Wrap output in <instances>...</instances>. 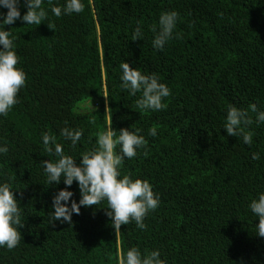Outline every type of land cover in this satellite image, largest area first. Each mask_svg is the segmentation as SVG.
I'll use <instances>...</instances> for the list:
<instances>
[{
	"label": "trees",
	"instance_id": "1",
	"mask_svg": "<svg viewBox=\"0 0 264 264\" xmlns=\"http://www.w3.org/2000/svg\"><path fill=\"white\" fill-rule=\"evenodd\" d=\"M82 2L81 13L57 17L51 7L65 0H42L47 16L40 25L17 20L3 26L15 37L26 83L18 103L0 116V145L9 149L0 154V183L16 191L24 223L20 243L0 248V264H118V251L131 247L142 254L159 250L166 264H264V237L256 235L258 217L249 208L264 192V123L249 111L250 146L223 129L230 104L264 110V0ZM167 11L179 13L174 32L181 38L161 51L152 47V27ZM138 24L143 38L133 41ZM122 62L158 75L171 90L166 108L136 106L140 93L120 88ZM89 100L95 108L80 111ZM106 102L114 129H141L148 142L124 159L122 175L147 180L159 196V206L144 219L147 227L130 221L119 240L106 201L82 206L71 224H52V197L66 186L49 184L41 164L59 158L45 151L43 132L77 163L97 147ZM64 127L82 130L74 147L60 135ZM152 127L155 136L148 134ZM69 190L78 202L77 183Z\"/></svg>",
	"mask_w": 264,
	"mask_h": 264
},
{
	"label": "clouds",
	"instance_id": "2",
	"mask_svg": "<svg viewBox=\"0 0 264 264\" xmlns=\"http://www.w3.org/2000/svg\"><path fill=\"white\" fill-rule=\"evenodd\" d=\"M42 0H0V116H6L18 103V93L26 83V73L17 67L18 55L14 51L15 37L11 36L10 30H5L4 25H12L17 20L26 22L27 25H40L46 19L47 13L41 7ZM21 7L27 11L21 15ZM84 10L82 0H65L61 6L53 5L51 12L59 17L72 13H81ZM179 19L176 11L162 12L158 24L152 27L154 38L152 47L163 50L165 45L173 38H181V34L174 32ZM50 27V26H49ZM143 38L141 27L133 31L132 40ZM122 74L120 76V88L130 95L140 97L136 100V106L141 110L159 111L167 107L164 98L171 94L169 87L159 81L156 73L144 74L139 69L131 67L129 63L120 64ZM103 97H109L105 90ZM249 111L255 113V122L264 123V110H260L257 104L252 103L248 109L227 106L223 129L228 136L237 137L245 145L253 143V132L247 130V126L253 123ZM104 119L106 128L97 134L96 145L87 153H82L79 163L72 155H66L60 143L56 142L55 136L47 132L41 133L45 151L54 153L59 157L57 160H43L41 162L49 184L59 185L61 182L66 186L52 197V211L48 215L54 224L72 223L73 214H79L81 207L99 205L102 201L107 202L106 215L111 220V226L115 230V238L119 240L121 226L134 221L140 229H145L146 215L159 206V196L155 194L147 180L131 179L128 175H122L121 165L125 158L137 156L138 150L147 145L141 129L113 128V109L105 103ZM67 123V122H65ZM148 134L155 136L156 127L149 129ZM60 135L71 141L74 147L83 135L81 129L64 127ZM119 146V151H117ZM6 144L0 145V154L8 152ZM253 160H259L258 152L252 153ZM76 182L80 190V199L77 202L74 192L69 188ZM14 190L10 184L0 183V248L14 249L21 240L20 228L24 227L21 218V210L18 205ZM249 208L258 217L256 224L257 234L264 237V192L258 194L249 204ZM118 264H166L161 259L159 250L141 253L136 247H131L126 253L122 250L117 254Z\"/></svg>",
	"mask_w": 264,
	"mask_h": 264
},
{
	"label": "rangeland",
	"instance_id": "3",
	"mask_svg": "<svg viewBox=\"0 0 264 264\" xmlns=\"http://www.w3.org/2000/svg\"><path fill=\"white\" fill-rule=\"evenodd\" d=\"M79 106L81 107L79 109L80 111L93 110L95 108V105L93 103V100H89L87 102L81 103V104H79Z\"/></svg>",
	"mask_w": 264,
	"mask_h": 264
},
{
	"label": "water",
	"instance_id": "4",
	"mask_svg": "<svg viewBox=\"0 0 264 264\" xmlns=\"http://www.w3.org/2000/svg\"><path fill=\"white\" fill-rule=\"evenodd\" d=\"M96 18V21H97V17L95 16ZM97 24H98V21H97ZM99 44H100V47L102 46V42H101V37H100V32H99Z\"/></svg>",
	"mask_w": 264,
	"mask_h": 264
}]
</instances>
